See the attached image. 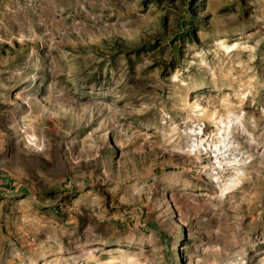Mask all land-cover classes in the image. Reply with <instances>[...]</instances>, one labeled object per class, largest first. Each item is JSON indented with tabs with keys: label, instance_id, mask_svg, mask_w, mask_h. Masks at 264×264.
<instances>
[{
	"label": "rangeland",
	"instance_id": "rangeland-1",
	"mask_svg": "<svg viewBox=\"0 0 264 264\" xmlns=\"http://www.w3.org/2000/svg\"><path fill=\"white\" fill-rule=\"evenodd\" d=\"M0 264H264V0H0Z\"/></svg>",
	"mask_w": 264,
	"mask_h": 264
}]
</instances>
